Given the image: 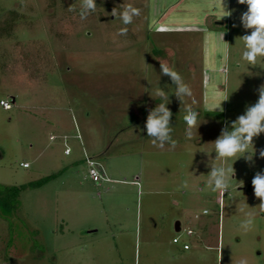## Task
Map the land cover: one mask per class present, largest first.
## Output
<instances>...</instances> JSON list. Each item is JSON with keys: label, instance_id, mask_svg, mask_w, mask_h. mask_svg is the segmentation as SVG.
I'll return each instance as SVG.
<instances>
[{"label": "rangeland", "instance_id": "374dc122", "mask_svg": "<svg viewBox=\"0 0 264 264\" xmlns=\"http://www.w3.org/2000/svg\"><path fill=\"white\" fill-rule=\"evenodd\" d=\"M96 4L82 20L81 0H0V186L55 174L0 211V264H264V212L252 186L264 172V133L253 161H213L222 128L264 84V58L257 66L241 58L247 6L225 0L231 15L221 18L211 0ZM124 5L140 10L127 26L112 15ZM160 62L191 88L185 99L199 113L191 140ZM157 87L169 96L175 147L146 133ZM220 102L223 111H213ZM86 155L110 180L89 178ZM213 163L233 166L228 192L207 187ZM247 212L255 220L244 232Z\"/></svg>", "mask_w": 264, "mask_h": 264}, {"label": "clouds", "instance_id": "9594fccd", "mask_svg": "<svg viewBox=\"0 0 264 264\" xmlns=\"http://www.w3.org/2000/svg\"><path fill=\"white\" fill-rule=\"evenodd\" d=\"M211 3L222 12L221 18L230 16L231 12L226 10L225 0H211ZM239 4L246 5L247 11L241 14L240 20L243 28L248 31L239 39L244 45L241 58L247 61L251 66H257L258 58H264V0H238ZM96 0H81L80 18L87 19L88 15L96 10ZM70 10H73L70 8ZM140 14V10L132 5H124L121 9L114 8L112 15L119 18L123 25L127 26L133 22V18ZM220 18V19H221ZM120 35L127 34V27L121 28ZM221 34V39L223 40ZM161 75L168 76L175 86L174 95L183 104V120L186 124L185 137L189 140L194 138L193 129H198L199 113L194 109L193 100L191 103L186 101V97H192V91L188 84L185 83L182 76L170 67L167 63L160 62ZM258 99L254 104L247 105L245 112L239 115L234 121L225 124L220 135L214 143L216 156L213 161H227L237 154H242L246 161H253L256 154L253 140L260 134L264 133V84L257 89ZM154 97H159L161 103L148 110L145 122L147 136L152 139L154 145L163 147L170 144L175 147L176 141L172 138L171 117L172 112L167 107L169 96L166 91L157 87ZM222 102V101H221ZM221 102L213 106V111H223ZM251 149V151H250ZM260 158H264V149L259 150ZM237 160V159H236ZM210 172L207 187L213 191L228 192L231 188V181L234 179L235 171L233 166L225 167L223 163L216 165L210 164ZM254 195L261 203L258 205L264 212V172H257L252 179ZM183 188L188 187V182L184 181ZM243 211V209H241ZM255 214L252 212L245 213V218L241 221L240 228L248 232L254 225ZM238 264H248V260L242 258Z\"/></svg>", "mask_w": 264, "mask_h": 264}, {"label": "built area", "instance_id": "2783aa9c", "mask_svg": "<svg viewBox=\"0 0 264 264\" xmlns=\"http://www.w3.org/2000/svg\"><path fill=\"white\" fill-rule=\"evenodd\" d=\"M1 105H3V107L5 109H11L12 108V103L9 100H1ZM54 137V136H53ZM78 138H81V134L78 133L77 135ZM64 138H67V136H64ZM72 151V149L67 146L65 149V154H70ZM86 162H87V166H88V176L89 178L97 185H101V183L104 180H110L109 177H107L104 165L102 162H100L97 158L93 157V156H88L86 155ZM21 165L23 167H29L30 163L29 162H22ZM209 211L207 209L204 210V213H208ZM188 234L192 235L193 231L191 229L188 230ZM174 242H178V239L175 237L173 239ZM188 245H185V248H187Z\"/></svg>", "mask_w": 264, "mask_h": 264}, {"label": "trees", "instance_id": "16d2710c", "mask_svg": "<svg viewBox=\"0 0 264 264\" xmlns=\"http://www.w3.org/2000/svg\"><path fill=\"white\" fill-rule=\"evenodd\" d=\"M55 174L46 176L37 181L21 184L18 186H0V211L5 214L7 207L17 208L20 194L29 187H39L54 178ZM6 216V214H5Z\"/></svg>", "mask_w": 264, "mask_h": 264}, {"label": "water", "instance_id": "95a60500", "mask_svg": "<svg viewBox=\"0 0 264 264\" xmlns=\"http://www.w3.org/2000/svg\"><path fill=\"white\" fill-rule=\"evenodd\" d=\"M176 231H180L181 230V222L177 221L176 222V227H175Z\"/></svg>", "mask_w": 264, "mask_h": 264}, {"label": "crops", "instance_id": "0c3cea01", "mask_svg": "<svg viewBox=\"0 0 264 264\" xmlns=\"http://www.w3.org/2000/svg\"><path fill=\"white\" fill-rule=\"evenodd\" d=\"M222 23V22H221ZM138 178V177H137ZM136 182V181H135ZM100 186V185H99ZM205 210V209H204ZM94 231H96V230H90V232H94Z\"/></svg>", "mask_w": 264, "mask_h": 264}]
</instances>
